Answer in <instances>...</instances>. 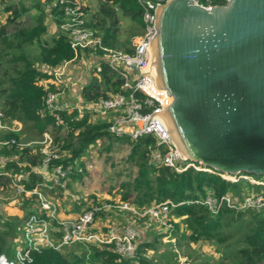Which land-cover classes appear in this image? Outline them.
Wrapping results in <instances>:
<instances>
[{
	"label": "trees",
	"instance_id": "1",
	"mask_svg": "<svg viewBox=\"0 0 264 264\" xmlns=\"http://www.w3.org/2000/svg\"><path fill=\"white\" fill-rule=\"evenodd\" d=\"M52 1L44 0L50 7L57 28L60 13L58 7L51 4ZM2 2L4 0H0V4ZM197 3L203 6L221 5L224 0H197ZM4 10L8 15L0 26V111L7 119L18 121L21 130L0 131V141H8L0 146V170L10 175H0V186L10 192L2 203L17 198L21 215L18 220V217L9 216L0 208V255L6 256L5 245L13 237L15 227L19 224L23 226L25 218L37 210L32 206L33 200L23 193H16L11 180L25 191L32 190L41 182L40 174L33 173L31 169L39 165L43 157L38 142L45 132L56 144L55 152L60 155L51 164L70 166L65 175V189L72 181H82L87 175V163L96 158L103 166L116 169L118 201L127 202L138 211L170 201L173 204L168 210L170 227L153 233L151 239H139L131 257H120L109 245H89L88 249H84L79 244H71L58 249L41 247L32 251L31 262L27 264H179L173 247L177 249L181 241L217 244L216 258L200 252L195 264H264L263 212L220 207L216 213L210 214L205 206L193 203L202 199L206 192L238 196L242 188L239 182L230 183L214 173L192 168L177 172L163 167L150 158V151L155 148L151 136L131 140L126 134L115 135L108 130L106 119L91 118L86 111L81 114L65 108L53 113L46 111V90L39 82L50 79L55 67L79 58L82 52L92 51L101 56L103 51L84 49L74 52L66 35L58 29L56 34L45 40V15L39 0L31 6L21 0L10 2ZM30 10L33 12L30 13ZM24 16L30 24L20 22ZM121 16L127 17L143 31L141 8L136 0H96V10L90 14L86 25L95 30L102 46L129 54L132 52L130 38L125 41L118 39ZM134 35L132 33L131 36ZM33 45L37 47V53L30 56L26 48ZM48 87L53 89L51 85ZM79 93L84 103H90L115 93L127 92L122 88L121 76L101 61L99 71L90 75ZM55 116L61 124H56ZM11 139L13 143H9ZM116 157L119 159L114 161ZM83 205L84 199L77 197L71 211H79ZM98 217L103 218L104 215L98 214ZM148 218L144 216L138 220ZM148 229L146 227L145 231ZM162 238L167 239L166 243H162ZM73 248L80 251L75 252ZM149 251L152 253L150 256L147 254Z\"/></svg>",
	"mask_w": 264,
	"mask_h": 264
},
{
	"label": "built area",
	"instance_id": "2",
	"mask_svg": "<svg viewBox=\"0 0 264 264\" xmlns=\"http://www.w3.org/2000/svg\"><path fill=\"white\" fill-rule=\"evenodd\" d=\"M136 1L141 8L143 33L134 39L132 52L127 54L102 46L100 37L95 30L86 25L88 15L83 0H53V4L58 7L60 13L57 29L66 35L70 48L74 52L84 49L103 51L101 56H96H100V59L121 76L122 88L127 93H115L90 103L82 101L79 105L61 107L59 89L65 87L66 83L60 80L61 72L51 71L50 79L44 80V83L39 82L46 90L44 109L49 113L63 108L76 110L78 114L86 111L91 118L106 119L109 122L108 130L115 135L126 134L131 140L140 136H151L155 148L150 151V158L163 167L177 172L192 168L197 171L214 173L230 183L239 182L242 188L238 196L231 193L214 195L211 192H206L202 199L193 201V203L205 206L210 214L216 213L220 207H227L234 211L249 209L264 213V181L243 173L235 175L216 173L181 155L168 127L163 122V111L169 106L172 98L165 88L158 85L150 63L149 53L156 34V11L166 0ZM192 1L197 3V0ZM209 6L211 5L203 7ZM118 64L125 66L128 73H135L136 78L133 82L129 81L128 73L122 71L117 66ZM98 71L99 63L93 67L91 74L94 75ZM49 85L53 86V89L49 88ZM138 94L139 96H137ZM56 124H61V120L57 117ZM20 130L21 124L18 121L7 119L0 111V131L19 132ZM7 143L8 141H0V146ZM9 143H13V140L11 139ZM38 144L41 145L40 151L43 157L40 164L32 167L31 171L40 174L41 182L32 190L25 191L14 180H11V185L15 188L16 193H23L25 197L33 200L32 206L37 207V210L30 213L23 222L24 242L23 246L14 252L15 262H8L5 256L0 255V264H27L31 262L30 253L32 251H38L41 247L58 249L71 244H79L84 249H88L89 245L98 247L109 245L120 257H131L134 254L135 244L139 240L138 229L133 225L126 224L119 230L107 226L102 231L103 229H98L95 225L98 214L107 216L112 213L128 212L137 218L149 217L164 231L170 227L168 210L173 204L168 200L138 211L127 202L98 201V199L90 197L84 199L83 207L74 217L59 220L56 216L57 207L46 196V190L51 191L56 187L64 190L65 175L70 166L63 167L60 163L51 164L60 155L55 152L56 144L47 133H42ZM22 146L19 145V147ZM41 167L44 169L43 172L40 170ZM0 175L10 177L9 173L1 170ZM9 202H12L13 205L19 204L17 198L9 199L6 203L9 204ZM173 251L176 252L180 264L179 250L173 247Z\"/></svg>",
	"mask_w": 264,
	"mask_h": 264
},
{
	"label": "water",
	"instance_id": "3",
	"mask_svg": "<svg viewBox=\"0 0 264 264\" xmlns=\"http://www.w3.org/2000/svg\"><path fill=\"white\" fill-rule=\"evenodd\" d=\"M169 1L152 45L160 36L158 72L172 98L163 115L179 125L185 158L264 176V0Z\"/></svg>",
	"mask_w": 264,
	"mask_h": 264
},
{
	"label": "rangeland",
	"instance_id": "4",
	"mask_svg": "<svg viewBox=\"0 0 264 264\" xmlns=\"http://www.w3.org/2000/svg\"><path fill=\"white\" fill-rule=\"evenodd\" d=\"M10 1L13 0H4L0 4V26L3 25L6 21L8 12H5L4 8L9 5ZM19 0H15L17 2ZM86 1V0H84ZM89 4H85V10L87 11L88 19L91 13H93L96 10V0H89ZM35 3V0H26V4L28 6H31ZM49 10V9H47ZM33 12L30 10V13ZM21 23H27L30 24V21L27 20V18L24 16L20 20ZM51 18L46 19L47 23V33L44 35V39L48 40L50 38L51 34ZM9 29V28H8ZM132 33H135L136 35L131 36ZM143 31L134 25L127 17L121 16L119 18V35L118 39L120 41H125L130 38V46H132V43L134 39L139 36H141ZM116 51H120L118 49H113ZM121 52V51H120ZM26 53L30 56H34L37 53V47L35 45L27 47ZM123 53V52H122ZM103 61L100 59V56H96L92 51H89L88 53L82 52L79 58H77L73 62V72L74 75L77 76V79H80V81H86L91 74V70L93 67ZM119 68H121L122 71L127 72V69L125 66L118 64ZM128 73V72H127ZM128 78L130 82H133V80L136 78L135 73H128ZM41 82L44 83V80ZM72 104H76L74 99H72ZM79 102V101H78ZM60 103V101H59ZM94 156H96V152L93 153ZM119 158L116 157V160ZM87 175L83 178L82 181L75 180L72 181L68 188L61 190L59 188H54L52 191L46 190V196L50 198V200L56 205L57 207V218L63 219V218H71L74 217L78 210L73 213L71 211V207L73 206V202L77 197H82L83 199H88L92 196H94L98 201H105V200H112L117 201L120 200V194L117 190V178H115L114 171L116 169H112L110 167L103 166L102 163H100V160L94 158L92 159L91 163H87L86 165ZM250 176L254 178H259L262 181H264L263 175L255 176L253 174H250ZM10 195V192L7 190H2V187H0V208L1 210L6 213L9 216H16L19 220V216L21 215V212L19 210L18 205L14 204L12 202H9V204H3L2 200L8 197ZM69 200V201H68ZM16 201V200H14ZM64 201H66L67 204H64ZM12 203V204H11ZM126 212H123L122 214L112 213L111 215L104 216L103 218L98 217V219L95 221L96 227L98 229H103L104 231L105 227H113L114 229L119 230L122 228V226L126 224L133 225L136 227L139 231V239H151V236L153 233L161 232L162 228L158 226V224L149 219L148 220H141L139 221L137 217L134 215H125ZM20 222V221H19ZM146 227L149 229L146 230ZM163 231V230H162ZM144 233V235H143ZM165 238H162V243H166ZM23 227L21 224L17 225L14 230L13 237L9 239L5 245V248L7 249V254L5 256L6 260L8 262H15V250L18 248H21L23 246ZM217 244L214 242H197V243H187L184 241L180 242V246L177 247L180 253V264H195L197 262V256L200 252L211 255L213 258H216L218 256L216 252ZM75 252H79V248H73ZM149 256L152 254L150 251L147 253Z\"/></svg>",
	"mask_w": 264,
	"mask_h": 264
},
{
	"label": "crops",
	"instance_id": "5",
	"mask_svg": "<svg viewBox=\"0 0 264 264\" xmlns=\"http://www.w3.org/2000/svg\"><path fill=\"white\" fill-rule=\"evenodd\" d=\"M24 4H26V0H21ZM10 2H14L15 3V0L13 1H10ZM39 2L41 3L42 5V10L44 12V15H45V25H46V29H47V23H46V19L48 18H51V14H50V7L48 4H46L44 2V0H39ZM83 2L85 4H89V0H86ZM53 4V1L52 3ZM49 9V10H47ZM51 34H50V37L53 36L54 34H56L57 32V28H56V25L54 24L53 22V19H52V22H51ZM46 33H47V30H46ZM45 33V34H46ZM76 60V59H75ZM75 60H72V61H69V62H64L62 64H60L59 66L55 67L52 72H61L62 73V77L60 80L64 81L66 83L65 87H61L59 89V101H60V105L61 107H65V106H68V105H73L72 104V99H74V101L76 102L75 105H79L80 103H82V99L80 97V88L83 84H85L87 82L86 81H80V79H77V76L74 75V72H73V68H75L73 66V62ZM79 101V102H78ZM69 201V200H68ZM64 204H67L66 201H64ZM75 213V212H73Z\"/></svg>",
	"mask_w": 264,
	"mask_h": 264
},
{
	"label": "bare ground",
	"instance_id": "6",
	"mask_svg": "<svg viewBox=\"0 0 264 264\" xmlns=\"http://www.w3.org/2000/svg\"><path fill=\"white\" fill-rule=\"evenodd\" d=\"M171 0L167 3L170 4ZM162 15H163V8H159L156 11V21H155V25H157L158 27L162 28ZM160 36L158 37V39L156 40V42L150 46L149 48V53H150V63L152 68L154 67L156 70V79L159 83L160 86H165V80L164 77L161 73L158 72V60L160 59ZM163 122L164 124L168 127V130L170 131L175 144L178 146L180 153L183 157L189 156L190 154L188 152L185 151L184 149V145H183V141L179 136V132H180V127L177 124L174 116L171 114V112H169L166 117H163Z\"/></svg>",
	"mask_w": 264,
	"mask_h": 264
}]
</instances>
